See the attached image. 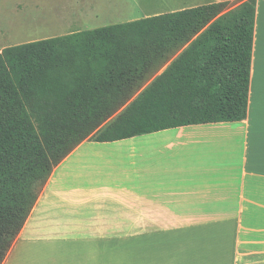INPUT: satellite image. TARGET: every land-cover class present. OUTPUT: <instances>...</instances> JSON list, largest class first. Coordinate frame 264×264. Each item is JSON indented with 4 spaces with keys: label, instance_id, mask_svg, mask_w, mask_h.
<instances>
[{
    "label": "trees",
    "instance_id": "16d2710c",
    "mask_svg": "<svg viewBox=\"0 0 264 264\" xmlns=\"http://www.w3.org/2000/svg\"><path fill=\"white\" fill-rule=\"evenodd\" d=\"M256 4L211 2L0 50V264L82 142L246 118Z\"/></svg>",
    "mask_w": 264,
    "mask_h": 264
},
{
    "label": "crops",
    "instance_id": "0c3cea01",
    "mask_svg": "<svg viewBox=\"0 0 264 264\" xmlns=\"http://www.w3.org/2000/svg\"><path fill=\"white\" fill-rule=\"evenodd\" d=\"M108 229L118 240L131 229V264H264V0L246 118L82 142L54 168L2 264H93L94 251L85 260L56 244L85 239L101 252Z\"/></svg>",
    "mask_w": 264,
    "mask_h": 264
},
{
    "label": "rangeland",
    "instance_id": "374dc122",
    "mask_svg": "<svg viewBox=\"0 0 264 264\" xmlns=\"http://www.w3.org/2000/svg\"><path fill=\"white\" fill-rule=\"evenodd\" d=\"M230 1L232 7L240 2ZM152 2L153 0H135L136 4H132L129 0H0V50L20 43L126 22L131 15H139L141 18L140 14L147 15L159 10H181L214 0H158L157 4ZM161 71L162 69L159 72ZM72 230L74 229H60L58 234L62 238L70 239L73 236ZM108 230L109 240L102 244L105 249L101 252L99 248L98 251L93 247L90 250L95 243L81 239L75 242L68 240L66 246L61 244V248L56 244V253H63L71 248L78 254L85 251L84 259L89 260L90 253L94 251L93 264H131V229H124L125 234L119 235L124 238L121 240L117 239V229ZM81 232L85 236L90 229H81ZM54 240L56 239L51 238L46 241ZM42 251L39 257L44 261H51L54 257L53 250Z\"/></svg>",
    "mask_w": 264,
    "mask_h": 264
},
{
    "label": "bare ground",
    "instance_id": "6f19581e",
    "mask_svg": "<svg viewBox=\"0 0 264 264\" xmlns=\"http://www.w3.org/2000/svg\"><path fill=\"white\" fill-rule=\"evenodd\" d=\"M132 4L134 3V4H136L135 3V0H129ZM138 1V0H137ZM139 4V3H138ZM132 7V6H131ZM136 7V6H135ZM45 8H46V6H45Z\"/></svg>",
    "mask_w": 264,
    "mask_h": 264
}]
</instances>
